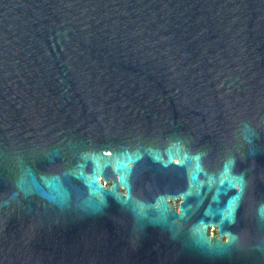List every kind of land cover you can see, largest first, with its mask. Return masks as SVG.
<instances>
[{"label": "water", "instance_id": "95a60500", "mask_svg": "<svg viewBox=\"0 0 264 264\" xmlns=\"http://www.w3.org/2000/svg\"><path fill=\"white\" fill-rule=\"evenodd\" d=\"M0 264H264V0H0Z\"/></svg>", "mask_w": 264, "mask_h": 264}, {"label": "flooded vegetation", "instance_id": "af4514ba", "mask_svg": "<svg viewBox=\"0 0 264 264\" xmlns=\"http://www.w3.org/2000/svg\"><path fill=\"white\" fill-rule=\"evenodd\" d=\"M231 150V149H230ZM230 158L233 161L232 173L234 176L243 178V186H236V190L232 191L230 195H235L237 192H241L240 200L237 203V207L234 212L233 224L229 226L228 231L234 238L235 243L238 241L246 240L250 233V226L252 221L253 204H252V178L251 169L249 166V158L246 152L241 150H233L229 153ZM177 163V159H174ZM171 170L174 167H170ZM104 186H108L104 184ZM121 193L125 194V191L121 188ZM168 195H173L175 192H169ZM169 204L174 206L176 213L180 212V206L182 204V198L175 200H168ZM263 203V202H262ZM209 235L213 237H219L217 229L209 230ZM227 241V237L224 236L223 242Z\"/></svg>", "mask_w": 264, "mask_h": 264}]
</instances>
